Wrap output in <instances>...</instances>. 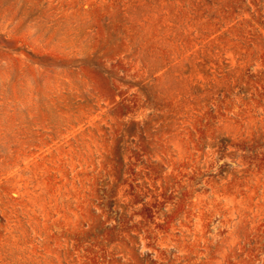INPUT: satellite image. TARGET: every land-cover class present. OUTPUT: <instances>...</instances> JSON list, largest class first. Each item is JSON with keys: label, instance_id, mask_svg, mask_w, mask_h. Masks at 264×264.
<instances>
[{"label": "rangeland", "instance_id": "374dc122", "mask_svg": "<svg viewBox=\"0 0 264 264\" xmlns=\"http://www.w3.org/2000/svg\"><path fill=\"white\" fill-rule=\"evenodd\" d=\"M0 264H264V0H0Z\"/></svg>", "mask_w": 264, "mask_h": 264}]
</instances>
